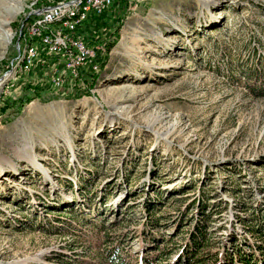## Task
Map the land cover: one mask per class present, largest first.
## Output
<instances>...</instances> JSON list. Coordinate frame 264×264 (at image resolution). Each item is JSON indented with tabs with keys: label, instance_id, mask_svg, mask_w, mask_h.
<instances>
[{
	"label": "rangeland",
	"instance_id": "rangeland-1",
	"mask_svg": "<svg viewBox=\"0 0 264 264\" xmlns=\"http://www.w3.org/2000/svg\"><path fill=\"white\" fill-rule=\"evenodd\" d=\"M111 3L62 29L93 52L72 72L29 35L53 0H0V264H183L197 224L203 264L260 260L264 0Z\"/></svg>",
	"mask_w": 264,
	"mask_h": 264
},
{
	"label": "trees",
	"instance_id": "trees-1",
	"mask_svg": "<svg viewBox=\"0 0 264 264\" xmlns=\"http://www.w3.org/2000/svg\"><path fill=\"white\" fill-rule=\"evenodd\" d=\"M208 39V38H207ZM234 42H240V41H234ZM236 44V43H235ZM240 45V44H238ZM259 45L261 44H252L251 50H252V59L255 60L257 57L262 61V63H264V58L261 57V55L259 54V52L261 51V49H259ZM245 46H242V49ZM112 48V44H109L107 46V52L110 51V49ZM241 49V47H238L237 44L235 45V50L236 53L235 55H233L231 57L229 51H227V49L225 50H221V52L219 53V55H221V58L224 60H226V65H225V70L227 74H230L231 76H234L236 72H238L237 76L235 75L234 78L240 76V73H246L247 75V82L248 81H254L253 83H256V85L258 83H262V79H260V74H258L255 69H249L245 66H243L240 64V62L237 61L236 56L239 53V50ZM216 53V52H214ZM235 56V57H234ZM259 61V60H258ZM256 65H257V61H256ZM101 65V69H102ZM249 69V70H248ZM217 70H221V67H218ZM257 76V78H255ZM261 85V84H260ZM255 90H259V91H264V84L262 86H255L254 87ZM204 208V206H203ZM202 208V209H203ZM254 209L251 208V206L248 208L247 206H245L243 208V212L246 211H253ZM200 217L202 220V217L204 219V216L202 213H200ZM207 219V217H205ZM204 219V220H206ZM238 222L241 223L242 225H244L243 227L250 232L252 235H256L258 237V241H261V243H258L256 245V247H253V251H257L258 255L261 257L260 260L257 261V256L254 253H250L249 255H246L242 250H239L238 248H234V256L236 255L237 260H235V262L232 261V258H230L227 262V264H264V215L258 216V215H254L253 212H251L250 218L248 219H243L241 217H237ZM200 220V219H199ZM200 225V224H199ZM197 224V226L195 227L194 233L191 234V249L186 250L185 251V255L183 257V259H185V263L183 264H203L204 260L203 258L198 257V254L201 252V249L203 248L204 244H206L208 242V239L205 237V232L204 230V225L201 224V226H199ZM263 243V244H262ZM168 255V254H166ZM184 261V260H182Z\"/></svg>",
	"mask_w": 264,
	"mask_h": 264
},
{
	"label": "built area",
	"instance_id": "built-area-1",
	"mask_svg": "<svg viewBox=\"0 0 264 264\" xmlns=\"http://www.w3.org/2000/svg\"><path fill=\"white\" fill-rule=\"evenodd\" d=\"M76 1L53 0L54 6L37 16V25H31L28 28L29 35H31L30 38H32V35H39V39L41 38V42L47 50L63 59L67 71L72 72L77 71L89 61L93 57V52L81 40L80 46H73V39L63 35L64 32L62 29H73L75 26L84 22L90 13L102 15L106 12V6L112 5V3H107V0H98L95 4L85 8L84 16L79 23L63 24L58 28V34H51V28H48V18L56 13L71 11L76 7ZM53 37H65V44L60 45V51H52ZM93 69H96V66Z\"/></svg>",
	"mask_w": 264,
	"mask_h": 264
},
{
	"label": "bare ground",
	"instance_id": "bare-ground-1",
	"mask_svg": "<svg viewBox=\"0 0 264 264\" xmlns=\"http://www.w3.org/2000/svg\"><path fill=\"white\" fill-rule=\"evenodd\" d=\"M98 0H77L76 1V7L72 9L69 12H63V13H56L48 18V28L52 24L58 23V24H77L84 16L85 8L88 6L95 4ZM107 3H111V0H107ZM110 5L106 6V9ZM31 25H37V17L34 18ZM51 34H58V29L53 30L51 29ZM33 37H38L39 35H32ZM65 44V37H53V44H52V51H60V45ZM73 46H80L79 40H73ZM37 55V50L33 45L24 47L23 54L20 55L18 59L21 60V65L29 66L32 62V60ZM18 67H20L18 65Z\"/></svg>",
	"mask_w": 264,
	"mask_h": 264
},
{
	"label": "crops",
	"instance_id": "crops-1",
	"mask_svg": "<svg viewBox=\"0 0 264 264\" xmlns=\"http://www.w3.org/2000/svg\"><path fill=\"white\" fill-rule=\"evenodd\" d=\"M109 8H110V6H109L107 9H109ZM107 9H106V10H107ZM105 13H106V12H105Z\"/></svg>",
	"mask_w": 264,
	"mask_h": 264
}]
</instances>
